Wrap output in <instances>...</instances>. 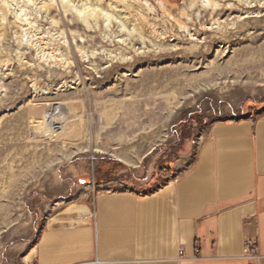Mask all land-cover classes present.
Wrapping results in <instances>:
<instances>
[{"label": "rangeland", "instance_id": "obj_1", "mask_svg": "<svg viewBox=\"0 0 264 264\" xmlns=\"http://www.w3.org/2000/svg\"><path fill=\"white\" fill-rule=\"evenodd\" d=\"M263 109L264 0H0V264Z\"/></svg>", "mask_w": 264, "mask_h": 264}, {"label": "crops", "instance_id": "obj_2", "mask_svg": "<svg viewBox=\"0 0 264 264\" xmlns=\"http://www.w3.org/2000/svg\"><path fill=\"white\" fill-rule=\"evenodd\" d=\"M73 207L30 264H248L249 240L264 264V109L213 124L192 165L160 188L99 194L93 214Z\"/></svg>", "mask_w": 264, "mask_h": 264}, {"label": "built area", "instance_id": "obj_3", "mask_svg": "<svg viewBox=\"0 0 264 264\" xmlns=\"http://www.w3.org/2000/svg\"><path fill=\"white\" fill-rule=\"evenodd\" d=\"M257 245L258 243L256 240H249L246 243V251L248 254L251 255L249 256L250 259L248 264H259V257L255 254H252Z\"/></svg>", "mask_w": 264, "mask_h": 264}, {"label": "bare ground", "instance_id": "obj_4", "mask_svg": "<svg viewBox=\"0 0 264 264\" xmlns=\"http://www.w3.org/2000/svg\"><path fill=\"white\" fill-rule=\"evenodd\" d=\"M230 17H231V15H228V18L230 19ZM88 20V19H87ZM228 20V19H227ZM231 21V20H230ZM225 22H222V23H219V25H220V29L221 30H226L227 29V26L229 27V26H234L235 25V23L234 24H232V21H231V23H228V24H224ZM217 25V24H216ZM194 36V35H193ZM59 109H62V107L61 108H59ZM77 210H79V208L78 207H73L72 209H71V212H70V214L72 213V211H77ZM84 210V209H83ZM82 211V210H81ZM70 214H68V215H70Z\"/></svg>", "mask_w": 264, "mask_h": 264}]
</instances>
